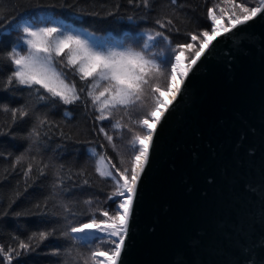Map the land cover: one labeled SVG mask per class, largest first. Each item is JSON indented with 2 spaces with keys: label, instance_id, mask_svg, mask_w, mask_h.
Returning <instances> with one entry per match:
<instances>
[{
  "label": "snow or ice",
  "instance_id": "snow-or-ice-1",
  "mask_svg": "<svg viewBox=\"0 0 264 264\" xmlns=\"http://www.w3.org/2000/svg\"><path fill=\"white\" fill-rule=\"evenodd\" d=\"M223 4L207 8L210 26L173 43L181 25L192 23L181 0H0V264H39L42 246L47 264H123L158 127L213 41L257 19L264 24V0ZM57 10L80 26L65 23ZM88 21H109L116 35L90 31ZM120 26L129 30L121 35ZM76 107L91 127L73 133ZM81 134L102 139L83 141L86 160L77 166L66 156ZM93 175L110 184L103 202L91 191ZM13 177L19 179L5 188ZM241 190L255 195L257 187L245 181ZM258 194L255 217L251 209L235 210L224 234L227 259L181 250L174 264H264V157ZM29 216L41 226L20 219Z\"/></svg>",
  "mask_w": 264,
  "mask_h": 264
},
{
  "label": "water",
  "instance_id": "water-1",
  "mask_svg": "<svg viewBox=\"0 0 264 264\" xmlns=\"http://www.w3.org/2000/svg\"><path fill=\"white\" fill-rule=\"evenodd\" d=\"M210 51L158 127L123 264H174L181 250L227 259L224 234L235 210L259 212L264 24L257 19L244 32L218 37ZM245 181L256 185L255 195L241 190Z\"/></svg>",
  "mask_w": 264,
  "mask_h": 264
},
{
  "label": "trees",
  "instance_id": "trees-1",
  "mask_svg": "<svg viewBox=\"0 0 264 264\" xmlns=\"http://www.w3.org/2000/svg\"><path fill=\"white\" fill-rule=\"evenodd\" d=\"M167 2V0H156V4L160 5ZM181 2L185 5V9L188 12V14L191 16L192 18V23H188V24H184L181 25V31L179 34H173L172 35V39H173V43L176 42H184L186 37H185V32L188 30H195L198 28H205L207 26H210V21H207L206 19V13H207V8L208 7H212L214 4L220 5L221 7L224 6L223 4V0H181ZM238 2H246L249 3L250 5H254L257 0H238ZM218 9H214V11H217ZM57 14L59 15V18L61 20H64L65 23H73V25L75 27H79L80 26V21L72 16V17H67L66 18V14L64 15H60V10H57ZM84 27L88 28L90 31H103V30H108L111 31L112 35H116L115 31H112V29L117 28V26L112 25L109 21H88L85 22L83 24ZM129 29L127 27L124 26H120L118 28V31L120 32V34L122 35L124 32L128 31ZM15 37L13 36L12 39H14ZM3 45H0V48H2ZM71 79V77H70ZM3 98V97H0ZM61 109L57 108V118L59 117L60 113H61ZM75 116H76V120L77 123L76 125L73 127L72 131L73 133L76 132L77 128H84L85 126L87 127H91L90 124V117L89 118H85V116L83 115V110L80 109L79 107H76L73 109ZM3 123V117H0V124ZM24 127V126H22ZM105 127H107V125H105ZM69 129L65 128V131L67 132ZM95 138V140H100L102 139L101 137L95 136V134H90V135H84L81 134L78 137H76V139H79L82 143L76 144L74 142H70L68 145V155L66 156V160L68 162H72V158L73 156L76 157L77 160V166H79L80 164H84L85 160H86V155H87V146L83 143V141H87L90 139ZM6 140H8L10 145H14V147L19 150L23 147V145L18 142V141H11L9 138H4ZM3 165L0 164V168H2ZM86 167L89 173H92L93 171V164L92 162L89 160L86 163ZM19 179V177H13L9 182H7L4 187L7 188L8 186H10L11 184L15 183V180ZM45 183H47V181H45ZM92 193L97 195L99 197V201L103 202L105 195L110 191V184L102 181L100 179H98L97 177H95V175H93V184H92ZM87 194V193H86ZM39 194H38V190H37V195H35L32 198V202L35 201V199H38ZM21 221H26L28 225L33 226V229L40 227L41 226V221L40 218L37 216H29V217H22L20 218ZM8 223L12 224L13 223V218L9 217L8 218ZM54 244H58L57 241H53ZM48 249L47 248H43L42 246V251H41V255L36 257V259L39 261V264H47V258L44 257L43 253L47 252Z\"/></svg>",
  "mask_w": 264,
  "mask_h": 264
},
{
  "label": "bare ground",
  "instance_id": "bare-ground-1",
  "mask_svg": "<svg viewBox=\"0 0 264 264\" xmlns=\"http://www.w3.org/2000/svg\"><path fill=\"white\" fill-rule=\"evenodd\" d=\"M168 99H169L168 95H167V94H165V101L167 102V101H168Z\"/></svg>",
  "mask_w": 264,
  "mask_h": 264
},
{
  "label": "rangeland",
  "instance_id": "rangeland-1",
  "mask_svg": "<svg viewBox=\"0 0 264 264\" xmlns=\"http://www.w3.org/2000/svg\"><path fill=\"white\" fill-rule=\"evenodd\" d=\"M163 99L165 100V95H164Z\"/></svg>",
  "mask_w": 264,
  "mask_h": 264
}]
</instances>
